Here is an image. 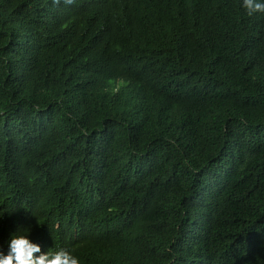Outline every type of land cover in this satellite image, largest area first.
Here are the masks:
<instances>
[{"label":"trees","instance_id":"obj_1","mask_svg":"<svg viewBox=\"0 0 264 264\" xmlns=\"http://www.w3.org/2000/svg\"><path fill=\"white\" fill-rule=\"evenodd\" d=\"M25 230L81 264H264V13L0 0V252Z\"/></svg>","mask_w":264,"mask_h":264},{"label":"clouds","instance_id":"obj_2","mask_svg":"<svg viewBox=\"0 0 264 264\" xmlns=\"http://www.w3.org/2000/svg\"><path fill=\"white\" fill-rule=\"evenodd\" d=\"M59 4L60 0H53ZM65 4H73L75 0H64ZM56 7V6H54ZM243 7L249 16L256 12L264 13V2L260 0H243ZM15 233L10 241V251L7 255L0 252V264H81L79 257L72 252L61 248L58 251L41 253V246L29 239V234Z\"/></svg>","mask_w":264,"mask_h":264}]
</instances>
